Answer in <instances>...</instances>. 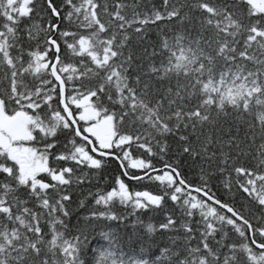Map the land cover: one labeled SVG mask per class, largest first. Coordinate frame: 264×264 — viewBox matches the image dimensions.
Wrapping results in <instances>:
<instances>
[{
    "label": "snow or ice",
    "instance_id": "obj_1",
    "mask_svg": "<svg viewBox=\"0 0 264 264\" xmlns=\"http://www.w3.org/2000/svg\"><path fill=\"white\" fill-rule=\"evenodd\" d=\"M0 264H264V0H0Z\"/></svg>",
    "mask_w": 264,
    "mask_h": 264
}]
</instances>
